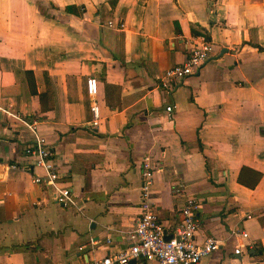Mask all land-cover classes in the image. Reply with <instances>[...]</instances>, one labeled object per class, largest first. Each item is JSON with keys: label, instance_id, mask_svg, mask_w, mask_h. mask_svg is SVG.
<instances>
[{"label": "crops", "instance_id": "obj_1", "mask_svg": "<svg viewBox=\"0 0 264 264\" xmlns=\"http://www.w3.org/2000/svg\"><path fill=\"white\" fill-rule=\"evenodd\" d=\"M203 39L213 52L200 71L161 88ZM0 107L36 123L78 196L65 207L35 182L33 133L0 109V264L127 249L145 160L164 225L195 197L198 241H220L199 264H264V0H0Z\"/></svg>", "mask_w": 264, "mask_h": 264}, {"label": "built area", "instance_id": "obj_2", "mask_svg": "<svg viewBox=\"0 0 264 264\" xmlns=\"http://www.w3.org/2000/svg\"><path fill=\"white\" fill-rule=\"evenodd\" d=\"M213 52V46L207 39L201 40L193 45L188 51L185 61L176 64L165 70L159 78L158 84L161 88L172 91L186 78L197 74L202 65L209 59ZM87 92L95 98L99 91L98 79L90 76L87 79ZM8 116L13 117L27 125L33 133V142L26 145L25 155L32 160L35 166H41L45 174L36 175L34 180L38 184H44L52 189L55 198L62 206H73L77 204L78 196L71 188L62 186L59 182V168L52 159V152L44 137L38 130L36 123L26 121L19 114L1 108ZM174 106H167L166 110L172 113ZM93 124L98 125L100 121V109L95 103L91 107ZM12 168L30 169L29 166L12 164ZM156 168L149 160L144 161L141 182L140 215L137 218L135 227L127 233V240L130 245L118 254H109L99 260L87 264H130L132 260L144 259L156 261L158 264H199L201 259L220 248V241L213 236H208L202 242L198 241L200 222L196 217L199 202L195 197L187 200L181 209L180 220L166 226L157 214L151 200L150 187L153 182ZM243 237H248L242 232ZM241 247L235 249L240 253Z\"/></svg>", "mask_w": 264, "mask_h": 264}, {"label": "water", "instance_id": "obj_3", "mask_svg": "<svg viewBox=\"0 0 264 264\" xmlns=\"http://www.w3.org/2000/svg\"><path fill=\"white\" fill-rule=\"evenodd\" d=\"M130 264H136V260H135V259L132 260V261L130 262Z\"/></svg>", "mask_w": 264, "mask_h": 264}, {"label": "trees", "instance_id": "obj_4", "mask_svg": "<svg viewBox=\"0 0 264 264\" xmlns=\"http://www.w3.org/2000/svg\"><path fill=\"white\" fill-rule=\"evenodd\" d=\"M113 4L115 3V1L112 2Z\"/></svg>", "mask_w": 264, "mask_h": 264}]
</instances>
